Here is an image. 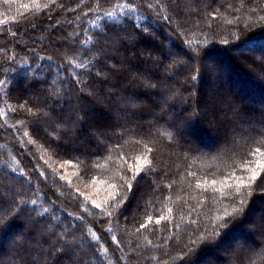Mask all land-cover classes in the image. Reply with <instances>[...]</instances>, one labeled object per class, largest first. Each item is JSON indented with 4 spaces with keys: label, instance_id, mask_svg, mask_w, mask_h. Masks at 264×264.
<instances>
[{
    "label": "trees",
    "instance_id": "16d2710c",
    "mask_svg": "<svg viewBox=\"0 0 264 264\" xmlns=\"http://www.w3.org/2000/svg\"><path fill=\"white\" fill-rule=\"evenodd\" d=\"M1 21L0 264H264V0H0Z\"/></svg>",
    "mask_w": 264,
    "mask_h": 264
},
{
    "label": "rangeland",
    "instance_id": "374dc122",
    "mask_svg": "<svg viewBox=\"0 0 264 264\" xmlns=\"http://www.w3.org/2000/svg\"><path fill=\"white\" fill-rule=\"evenodd\" d=\"M17 23L15 21H1L0 22V53L6 51V56L8 59L12 58L13 53L12 50L14 48L15 39L11 36V31L15 29ZM211 84L214 80H211ZM210 84V85H211ZM210 87V86H209ZM210 90H212L210 88ZM211 103L210 101L208 102ZM210 108V105L208 106ZM215 129V127H213ZM9 154L5 151V158L8 160L9 168H13L18 171L20 168L17 163V159L14 154L8 150ZM56 169L60 172L63 177H66L71 180L75 190L82 192L90 201L99 202L101 200L102 192L98 185H91L89 183H85L81 178H79L73 170L66 169L65 166L57 165ZM77 191V192H78Z\"/></svg>",
    "mask_w": 264,
    "mask_h": 264
},
{
    "label": "snow or ice",
    "instance_id": "6c2138e0",
    "mask_svg": "<svg viewBox=\"0 0 264 264\" xmlns=\"http://www.w3.org/2000/svg\"><path fill=\"white\" fill-rule=\"evenodd\" d=\"M109 15H111L110 13H109ZM96 75H98V76H106V74L105 73H102V72H97L96 73ZM151 151V149H149V152ZM250 179L252 180V181H255L256 180V175L255 174H253L251 177H250ZM131 190V185H129V191ZM33 203H35V201H33ZM3 219V217H0V220H2ZM159 221H157V223H158ZM21 242L22 243H30L31 242V238L30 237H28L27 235H24V234H22L21 235ZM233 264H241V262L239 261V258L238 257H236V258H234V261H233Z\"/></svg>",
    "mask_w": 264,
    "mask_h": 264
}]
</instances>
